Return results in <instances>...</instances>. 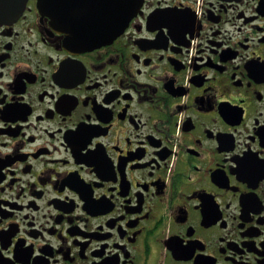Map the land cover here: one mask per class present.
Segmentation results:
<instances>
[{
	"label": "flooded vegetation",
	"instance_id": "af4514ba",
	"mask_svg": "<svg viewBox=\"0 0 264 264\" xmlns=\"http://www.w3.org/2000/svg\"><path fill=\"white\" fill-rule=\"evenodd\" d=\"M44 1L0 25V264H264V0L90 46L115 0Z\"/></svg>",
	"mask_w": 264,
	"mask_h": 264
},
{
	"label": "water",
	"instance_id": "95a60500",
	"mask_svg": "<svg viewBox=\"0 0 264 264\" xmlns=\"http://www.w3.org/2000/svg\"><path fill=\"white\" fill-rule=\"evenodd\" d=\"M26 3V0H0V25L15 21L17 17L22 14ZM141 3L142 0H115L112 7L113 31L106 33L105 31L108 30L104 29L105 23H110L108 14L107 17L102 18V29L100 25H96V28L100 31V33L94 36L92 39L81 38L78 45L90 46L92 45L90 41H95V43H104L107 40L115 38V36L124 30L127 23L139 11ZM39 5L42 10H46L44 0H40Z\"/></svg>",
	"mask_w": 264,
	"mask_h": 264
}]
</instances>
